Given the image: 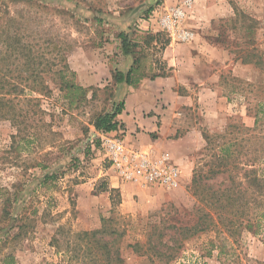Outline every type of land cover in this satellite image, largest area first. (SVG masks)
<instances>
[{
  "label": "rangeland",
  "instance_id": "1",
  "mask_svg": "<svg viewBox=\"0 0 264 264\" xmlns=\"http://www.w3.org/2000/svg\"><path fill=\"white\" fill-rule=\"evenodd\" d=\"M121 33L138 45L133 88L147 81L145 117L156 129L113 134L130 151L169 157L179 170L173 187L127 181L108 159L93 123L122 102L114 80L84 85L85 99L65 89L88 82L72 62L111 69ZM0 66L8 82L35 85L9 95L22 116L0 120V264L9 257L12 264H82L58 231L97 230L103 219L124 231L125 264H152L133 246H146L155 231L175 237L173 227L193 226L200 207L209 211L193 188L196 172L207 173L232 143L225 171L205 182L243 181L246 164L260 154L264 0H0ZM221 231L224 253L216 231L188 239L177 233L169 264H264V239Z\"/></svg>",
  "mask_w": 264,
  "mask_h": 264
},
{
  "label": "trees",
  "instance_id": "2",
  "mask_svg": "<svg viewBox=\"0 0 264 264\" xmlns=\"http://www.w3.org/2000/svg\"><path fill=\"white\" fill-rule=\"evenodd\" d=\"M119 38L122 40L121 49L123 54L134 56L137 52V49H134L138 47L137 43H131L129 36L125 33H121ZM151 39L153 40L154 37ZM14 43L18 44L20 42L14 41ZM168 45L169 41L164 44V48ZM134 58V64L126 74L118 70L114 73L113 80L116 85L126 83L131 87L137 86L140 81L137 74L139 73L141 61L137 57ZM5 76L6 71L0 66V120L17 119L22 116L23 110L18 107L17 97L11 98L9 95H21L24 93L25 87L34 90L35 85L26 84L25 87H22V83L12 84L8 82ZM34 81L36 82V80ZM44 88L49 89L48 87ZM65 89L68 90L67 94L74 92L80 94L82 99L86 98V90L83 86L67 82ZM33 101L35 99L28 100V103L31 104ZM259 107H261L259 112L264 115V101L259 104ZM124 110L125 103L121 102L116 106L113 113L99 115L93 123L95 130L100 133L119 132L123 128V124L117 120V117ZM262 119H264V116ZM257 120H259V116H257ZM257 120L256 122H258ZM261 139L263 140L260 146L261 149L257 151L260 152V159H258V156L248 161L243 181L234 178L230 184H210L205 180H213L217 175L222 174L225 171L223 167L228 166V159L234 154L231 151L232 143L221 147L220 153L214 155L215 160L211 163L212 167L208 172L203 174L204 167H201L202 169L196 172L192 182L195 193H198L201 201L206 203L209 211L204 207H200L197 210L195 224L193 226L173 227L176 229L175 237L171 236L168 240H165L163 233L155 231L149 236L146 246L134 245V251L143 256H148L152 259V264H162L163 262L169 264L175 257L178 243L177 233L183 239H188L200 233L216 231L219 234L218 238H220L222 227L229 238L249 234L264 239V167L262 168L264 166V134ZM257 165L261 168H256ZM102 221L103 226L93 231L77 233L68 231V233H65L63 227L59 229L58 235L68 236L65 243L66 252L71 254L70 258L72 260L82 259V264H125L120 247L124 231L109 227L105 219ZM220 240V249L224 253L227 239L221 236ZM52 246L58 250V253L62 249L60 240L57 237H54ZM8 260L10 262H7V264L13 263L12 257H9Z\"/></svg>",
  "mask_w": 264,
  "mask_h": 264
},
{
  "label": "built area",
  "instance_id": "3",
  "mask_svg": "<svg viewBox=\"0 0 264 264\" xmlns=\"http://www.w3.org/2000/svg\"><path fill=\"white\" fill-rule=\"evenodd\" d=\"M181 36L184 40L190 39L189 33ZM100 136L105 153L121 178L169 187L177 184L179 170L171 164L169 157L154 159L150 153L137 149L130 151L113 133H100Z\"/></svg>",
  "mask_w": 264,
  "mask_h": 264
},
{
  "label": "crops",
  "instance_id": "4",
  "mask_svg": "<svg viewBox=\"0 0 264 264\" xmlns=\"http://www.w3.org/2000/svg\"><path fill=\"white\" fill-rule=\"evenodd\" d=\"M116 53L118 55L115 57L117 61L113 62L112 65L113 71L118 70L126 74L133 66L135 58L132 55H124L122 49L116 51ZM72 66L78 75H82V73H86L87 76L89 75L87 78L88 82H82L83 87L87 84L90 86L93 83L102 82L103 78L105 81H113L111 72L112 67L108 70L106 69V65H100L97 71L96 66L88 71V67L78 68L75 66L74 62H72ZM101 68L102 73L98 75ZM146 82L147 81H144V83L141 84V88L138 89L128 86L126 83L117 84L116 87V97L125 103V110L117 117V120L123 124L126 133L129 135L131 133H137L140 130L141 134L145 136V133L154 132L156 129L154 121H151L147 116L145 117L147 95L145 91H143V85L146 84Z\"/></svg>",
  "mask_w": 264,
  "mask_h": 264
}]
</instances>
